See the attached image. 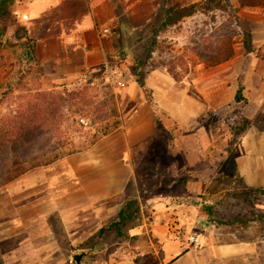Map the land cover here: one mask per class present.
Instances as JSON below:
<instances>
[{
  "label": "crops",
  "instance_id": "obj_1",
  "mask_svg": "<svg viewBox=\"0 0 264 264\" xmlns=\"http://www.w3.org/2000/svg\"><path fill=\"white\" fill-rule=\"evenodd\" d=\"M200 1L14 0L10 11L26 28L39 62L53 65L65 78L80 76L120 50L132 53L147 44L155 49L154 34L159 38V33L183 24L159 30L166 11ZM244 12L256 13L264 23L260 8H243L239 14ZM259 28L251 31L252 50L264 46V26ZM103 29L110 33L103 34ZM9 36L19 42L13 28ZM234 50L231 58L215 66L200 62L198 72L192 73L191 67L187 73L177 65L180 80L170 74L167 63L148 69L146 81H141L152 100L130 71L121 99L127 106L121 130L100 138L87 151L0 186V263L72 264L75 254L85 253L80 264H231L255 254L245 241H221L217 228L205 224L198 202L200 195L214 198L219 173L239 178L249 189H264V60ZM6 51L3 46L0 58L8 56ZM0 66L6 68L5 61ZM240 87L247 102L235 100ZM160 115L174 118L175 129L190 131V137L161 138ZM230 116L249 124L236 141L216 138L214 125ZM172 142L178 146L174 157L181 158L172 164L179 170L156 185L163 189L148 193V184L137 182L135 166L148 161L150 147L161 144L166 154ZM225 144L233 146L235 166L229 172L215 171L214 156L230 154L215 146ZM133 198L139 201L137 212L110 227ZM211 198L204 203L214 204ZM173 215L184 234L179 240L167 233ZM197 228L208 234L200 236L202 245L194 248L186 235Z\"/></svg>",
  "mask_w": 264,
  "mask_h": 264
},
{
  "label": "rangeland",
  "instance_id": "obj_2",
  "mask_svg": "<svg viewBox=\"0 0 264 264\" xmlns=\"http://www.w3.org/2000/svg\"><path fill=\"white\" fill-rule=\"evenodd\" d=\"M231 3L234 7H238L236 12L230 9L229 11L215 10L208 14L198 13L190 20L184 19L180 26L169 28L161 35L159 33V38L154 34L155 49L151 47L149 50L147 44L145 50L137 47L132 53L128 50H120L109 54L107 61L93 69L85 70L78 77L60 78L53 65H43L39 62L34 47H28L23 40L19 42L11 40L9 32L5 37H0V50L4 46L8 53V56L6 54V57L3 55L0 58L1 63L5 61L6 64L4 69L0 66V129L16 126V130H19L20 124L26 127L31 119H26L25 116L32 114L33 109L31 108L38 103L39 98L45 101L50 100L52 103L55 101L64 103L61 100L65 99L61 109L53 108V106V109L51 106L49 109L46 108L51 119L44 122L34 120L30 126L40 130L37 132L40 134L31 136L30 142L34 150L31 152L29 161H33V157L40 158V163L42 161L40 166L34 167L33 162L24 165L12 164L11 161L20 158L15 159L16 156L11 152L7 153L6 158L4 153L0 152V176L8 171L9 176H12L3 185L14 181L15 178L29 170L45 166L46 159L67 157L77 146L90 143L96 136H100L106 125L112 128L118 122L119 127L115 131L121 130L125 122L127 107L121 99L127 87L126 77L130 71H134L140 80L145 79L148 69L162 68L166 63L169 67L173 65L172 67H175L178 74L181 72L176 67L177 65L187 73L191 71V67L192 73L194 70L198 72L200 70L197 65L200 62L204 63L206 56L212 55L214 59H222L229 45L233 52L236 48V53L245 52L248 55L252 53V56L264 60V46L255 50L251 49L253 43L251 31L255 27L260 30L259 27L264 26V23L256 17V13L239 14L243 8H260L264 12V2H257L253 6H239V0H231ZM160 27L159 29L162 30ZM179 32L182 34L179 35ZM246 34H249L251 38L248 39ZM246 45L250 46V51L245 49ZM152 50L153 54H151ZM208 66L215 65L208 62ZM111 70L116 71L118 82L113 80L115 77H111ZM87 71H90L97 79L84 80L83 74ZM48 93H53L55 98L44 95ZM44 104L48 105L46 102ZM159 117L162 127L161 138L174 135L181 139L190 137V131L175 129L174 118L169 115ZM238 126L240 125L234 124L230 116L224 122L214 125L215 137L236 141L238 132L234 129ZM115 131L113 132L116 133ZM14 137L12 141L10 140L11 143L15 140ZM159 145L150 147V154L153 155H148V161L135 166L137 182L141 183L140 186L143 183L148 184L145 185V189H149L148 193L163 189V186L157 188L156 185H163L166 182L164 178L166 174L174 177V172L179 170L178 166L172 164L175 160L181 159L174 157L175 149L178 148L175 142L170 144L166 154H163L161 144ZM215 148L223 150L221 151L223 154L225 151L230 154L227 153L228 158L227 155L224 157L215 155L214 170L229 172L228 169L231 170L234 164L233 146L228 147L225 144L223 147L215 146ZM17 173L20 174L15 176ZM147 175L151 178L145 181ZM213 188L218 189L214 198L212 197L214 200H211L214 204L204 203L205 200H210L211 196L200 195L198 199V202L202 203L200 212L206 216L205 224L217 228V235L222 239L221 241H245L250 245L249 248L255 251V254H247L244 260L240 258L236 262L231 261V264H264V189H249L239 178L232 177V175L230 177L221 176L220 173L214 180ZM235 220L238 224H227ZM200 229L192 230L188 235L194 232L201 237H206L208 230ZM72 264H76L74 259H72Z\"/></svg>",
  "mask_w": 264,
  "mask_h": 264
},
{
  "label": "trees",
  "instance_id": "obj_3",
  "mask_svg": "<svg viewBox=\"0 0 264 264\" xmlns=\"http://www.w3.org/2000/svg\"><path fill=\"white\" fill-rule=\"evenodd\" d=\"M239 6H253L254 4H257V2H264V0H239ZM14 0H0V37H5L9 30L11 28H13L15 30V39L17 41H25L26 45H28V47H32L28 37V33L26 28H24L23 26H21L18 21L12 16L10 8L13 5ZM233 10V12H236V9L238 10V7H234L231 3V0H204V1H200V2H196L193 4H190L188 6H175L172 7L170 9H168L166 11L165 14V20L164 22L161 24L162 26L160 27L162 30L167 29L168 27L177 25L179 23H181L184 19L189 18L191 16H194L198 13H203V14H208L212 11H229V10ZM160 30V29H159ZM246 37L248 39L251 38V36L249 34H246ZM155 43V42H154ZM245 49L247 51H250V46L246 45ZM234 52L233 49L231 47V45H229L228 51L227 53H225V55L223 56L222 59H214V56L212 55H208L206 56L204 62H206L208 64V62H210L212 65H217L220 64L224 61H227L229 58H231L233 56ZM173 65H171L170 67H168L170 74L176 79V80H180L179 78V74L177 73V71H175V67H172ZM139 84L141 85V87L143 88V90L145 91L146 95L148 97L151 98L152 100V94L151 91L143 84V82L138 79ZM47 95L51 98H55V95L53 93H48V94H44ZM61 97V96H60ZM59 100V99H58ZM235 100L237 102H247V99H245L243 97L242 94V88L240 87ZM65 103V99L62 98V100ZM37 104L33 105L31 109H33L32 114L29 116H25L26 119H31L30 122H28V124L26 125V127L24 126V124H20L19 130H16V126L14 127H5V128H1L0 129V152L4 153V156L7 155V153H10L15 155V159L16 158H20L18 160H14L11 161L12 164H19L20 165H24V164H28L29 162H33V166L37 167L40 166V158L37 157H33L32 160L33 161H29L31 158V152H33L34 147H32L30 139L31 136H33V134H37L39 135L40 130L36 129V128H32L30 127L31 124L33 123L34 120H40L42 122L47 121L49 119H51V115L47 113V107L48 109L52 108H58L61 109L63 108V104L62 102L57 103L58 101L55 102H51L50 100H46L45 99H41L39 98L37 100ZM44 102H46V104H48L47 106H45ZM52 108V109H53ZM116 114V113H115ZM14 119H16V117H13ZM53 118V117H52ZM14 119H12V121L14 122ZM24 122V121H23ZM159 128L161 125V121L159 120ZM233 122L234 124L238 123L240 126L235 127L234 130H236L239 134L240 131L242 132L243 130H245V128L248 126L249 122L247 119L242 118V117H234L233 118ZM118 123V122H117ZM114 127H109L108 125L105 126L104 129H102V133L100 134V136H96L94 139H92V141L90 143H85V145H79L77 146V148L71 153H77V152H83V151H87L89 149H91L97 141L100 140V138H103L109 134H111L113 131L117 130L119 127V124H117ZM15 125V124H13ZM18 131V132H17ZM42 131V130H41ZM14 137V141L13 143H11L12 141V137ZM11 140V141H10ZM19 144V145H18ZM29 145V146H28ZM40 146V145H39ZM20 148V149H19ZM41 149V146L40 148ZM37 151V150H36ZM70 154V155H71ZM69 156V154L67 155ZM9 157V156H8ZM63 157H54L51 159H46L44 162L46 165L55 162L57 160L63 159ZM7 158V156H6ZM233 166H235V164H233ZM20 173H17L15 176L19 175ZM9 178L11 179L12 176H9V171L7 173H5L4 175L0 176V186H2L7 180H9ZM138 206V201L136 198H133L129 201H127L125 207L120 210L119 213V220L118 222L113 223L110 227H114V226H119L121 223H124V221L126 219H129L132 217V213H136L137 211V207ZM237 220L233 221V222H228L227 224L229 225H236L238 224Z\"/></svg>",
  "mask_w": 264,
  "mask_h": 264
},
{
  "label": "built area",
  "instance_id": "obj_4",
  "mask_svg": "<svg viewBox=\"0 0 264 264\" xmlns=\"http://www.w3.org/2000/svg\"><path fill=\"white\" fill-rule=\"evenodd\" d=\"M109 33H110L109 29H103V34L108 35ZM111 74H112L111 76L112 78L115 77V79L113 78V80L118 82V80L116 79V74H117L116 71L111 70ZM83 79L93 81V80H96L97 77L93 76L90 71H87L83 74ZM167 229H168L167 230L168 236L172 237V239L179 240L184 237L182 227H180V223L176 215L172 216V221L170 224H168ZM186 240L188 241L189 245L194 248L201 247L202 245V240L200 236L194 232L188 235V238Z\"/></svg>",
  "mask_w": 264,
  "mask_h": 264
},
{
  "label": "water",
  "instance_id": "obj_5",
  "mask_svg": "<svg viewBox=\"0 0 264 264\" xmlns=\"http://www.w3.org/2000/svg\"><path fill=\"white\" fill-rule=\"evenodd\" d=\"M83 256H85V253L75 254L73 259L77 264H80Z\"/></svg>",
  "mask_w": 264,
  "mask_h": 264
}]
</instances>
